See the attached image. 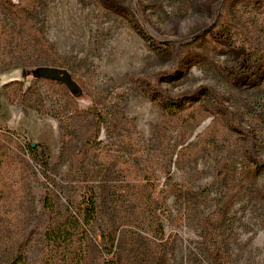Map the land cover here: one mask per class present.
<instances>
[{
  "label": "rangeland",
  "instance_id": "1",
  "mask_svg": "<svg viewBox=\"0 0 264 264\" xmlns=\"http://www.w3.org/2000/svg\"><path fill=\"white\" fill-rule=\"evenodd\" d=\"M11 1L0 264H264V0Z\"/></svg>",
  "mask_w": 264,
  "mask_h": 264
},
{
  "label": "trees",
  "instance_id": "2",
  "mask_svg": "<svg viewBox=\"0 0 264 264\" xmlns=\"http://www.w3.org/2000/svg\"><path fill=\"white\" fill-rule=\"evenodd\" d=\"M0 4L10 12H14V10L17 7L16 3H13L11 0H1ZM96 212H97L96 202L94 201V199L90 198L87 203V207L85 208V211H84L85 213L84 217L87 223L90 222V220H93L95 218ZM58 233H59L58 229L57 230L48 229L45 232L44 235H45V238H46V241L49 247H52V246L54 247V245L56 244V240L58 239L56 236L58 235ZM60 260L61 262L67 263V264H69V261H70L66 253L62 255Z\"/></svg>",
  "mask_w": 264,
  "mask_h": 264
},
{
  "label": "water",
  "instance_id": "3",
  "mask_svg": "<svg viewBox=\"0 0 264 264\" xmlns=\"http://www.w3.org/2000/svg\"><path fill=\"white\" fill-rule=\"evenodd\" d=\"M44 74L46 77H49V78H58V76L52 73L51 71H46Z\"/></svg>",
  "mask_w": 264,
  "mask_h": 264
}]
</instances>
